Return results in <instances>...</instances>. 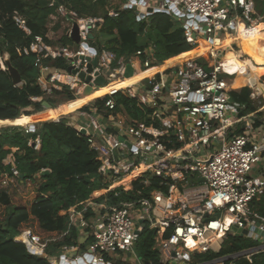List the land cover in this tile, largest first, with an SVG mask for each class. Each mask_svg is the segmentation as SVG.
Here are the masks:
<instances>
[{
    "label": "built area",
    "instance_id": "obj_1",
    "mask_svg": "<svg viewBox=\"0 0 264 264\" xmlns=\"http://www.w3.org/2000/svg\"><path fill=\"white\" fill-rule=\"evenodd\" d=\"M130 3L141 4L140 0H129L126 5ZM263 4L264 0H165L161 7L164 12L187 17L186 36L193 44L199 33L208 42L210 49L202 56L211 57L212 62L207 63L209 70L199 62L202 56L173 62L171 58L164 64H155L153 45L145 58L143 50L133 56L117 57L114 51L90 43V34L102 18L79 17L60 6L49 18L47 37L53 40L49 25L69 21L70 17L79 25L81 39L74 42L79 47L71 50L69 45L50 44L36 36L29 47L18 51L36 54L38 82L48 95L67 86L78 97L86 96L109 86L107 93L96 97H108L104 108L79 107L74 112L82 121L70 120L79 132L85 131L90 147L101 159L99 172L103 182L109 183L102 194L130 187L132 181L147 174L159 178L160 185L168 188L154 189L150 197L113 206L92 200L73 205L68 210L70 221L66 231L46 234L23 226L14 240L24 243L30 252L46 258L50 264H78L87 252L91 258L85 264H146L136 245L148 224L156 229L161 264H196V255L219 252L225 238L236 235L231 231L233 225L249 229L248 236L253 239L258 234L264 237V216L252 208L253 201L264 195V172L256 173L264 158V125L255 126L257 114L264 112V95L251 88V101L258 102V106L255 111L246 112L229 94L227 78L236 74L220 59L226 53V47H221L225 36L257 27L264 21V16H256ZM109 15L116 17L118 12L111 9ZM14 18L20 28L30 33L20 15ZM189 20L192 22L188 23ZM228 47L237 52L238 58L245 57L241 47ZM60 57L68 60V67L72 65L73 69L44 64L47 59ZM126 58L133 67L132 76L159 69L126 87L113 88L112 84L132 77L126 76ZM95 59L97 63L91 67ZM0 62L5 69L4 62ZM101 77L104 85L97 83ZM88 89L90 94H86ZM121 92L152 112L142 119L114 112L115 95ZM30 131L33 129L26 127V132ZM29 144L37 151L41 149L39 137ZM202 155L206 157L201 158ZM7 163L12 166V174L1 180L3 187L11 186L20 177L14 158ZM89 210L95 213L91 222L86 217ZM72 228L86 241V248L64 245L60 256L50 255L48 245L68 235ZM77 248L79 252L74 258L66 256ZM252 250L264 251V238L250 250L223 256L227 259L225 264H240L245 253ZM249 263H253L252 259Z\"/></svg>",
    "mask_w": 264,
    "mask_h": 264
},
{
    "label": "trees",
    "instance_id": "obj_2",
    "mask_svg": "<svg viewBox=\"0 0 264 264\" xmlns=\"http://www.w3.org/2000/svg\"><path fill=\"white\" fill-rule=\"evenodd\" d=\"M115 1L120 0H0V57L7 54L22 78L21 84H14L7 66L4 64L3 69L0 62V127L14 123L23 125L40 112V121L35 124L33 131L27 133L23 126L0 130V183L6 174H12V166L6 159L13 153L14 165L20 173L17 182L24 186H28L29 183L37 186L36 197L30 205L5 207L4 218L0 220V264H50L46 258L30 252L24 243L14 240L23 226H32L31 220L38 222L39 231L43 233H62L69 227L68 210L73 205H81L82 202L92 200L113 206L150 197L154 189L161 188L166 191L168 188L167 185H160L159 178L147 174L132 181L130 187H118L102 194V190L109 183L103 182V176L99 172L101 159L90 147L87 136L79 132L68 118L55 121L47 120L43 116L44 101L52 108H57L59 104L76 100L81 96L78 97L67 86L63 90L54 89L52 94L48 95L38 82L40 71L35 66L36 54L25 55L18 51L29 47L36 36H42L47 43H55L47 37L48 23L50 16L55 14L60 6L68 12H76L79 17L102 18L103 21L96 26L98 35L92 33L90 43L112 50L120 58L133 56L138 50L145 51L143 54L145 58L150 46L153 45L154 63L164 64L175 56L189 54V51L196 47L187 38L182 23L167 12L161 11L138 19L135 9L114 6ZM111 9H115L118 16L109 15ZM16 14L25 20L30 33L19 27L14 18ZM262 39L264 40V33L255 32L253 41L256 50L264 46V43L259 41ZM58 43L72 45L74 41L65 34ZM196 53L200 52H194L192 55ZM205 60L206 58L202 57L199 62L209 70ZM44 64L68 68V60L62 57L47 59ZM244 85L246 83L236 75L233 87ZM250 91L251 89L246 86L239 92H231L233 100L244 106L246 112L257 109L250 100ZM40 96L44 97L42 101L32 99ZM106 99L96 98L82 109L89 110L91 106L102 109ZM115 99L114 112L122 111L137 119L145 118L147 113L152 112V109L145 110L139 107L137 99L130 98L123 92L115 95ZM262 120V113H258L255 126H263ZM241 131L242 129L239 133ZM38 137L41 139L39 151L29 144ZM252 208L264 216V195L253 201ZM86 217L89 222L93 221L94 211L89 210ZM155 237L156 229L146 224L136 248L144 261L161 264ZM64 245H79L85 248L84 244H80L79 232L75 228H72L65 237L51 242L47 251L50 255H59ZM255 246H258V241L246 235L229 234L217 255H229ZM239 263L250 264L248 261ZM251 264H264V251L254 254Z\"/></svg>",
    "mask_w": 264,
    "mask_h": 264
},
{
    "label": "crops",
    "instance_id": "obj_3",
    "mask_svg": "<svg viewBox=\"0 0 264 264\" xmlns=\"http://www.w3.org/2000/svg\"><path fill=\"white\" fill-rule=\"evenodd\" d=\"M149 1V0H148ZM148 5H151V6H153V7H156V5L157 4H150V3H148ZM262 23H264V22H262ZM261 23V24H262ZM260 24V25H261ZM257 26V27H254L253 29H255V28H258L257 30H255L254 31V34H255V32H257V31H260V30H262V31H260V32H262V33H264V25H262V26ZM260 29V30H259ZM245 32V33H244ZM93 33V32H92ZM242 33H244V36H245V34H246V30L245 31H243V32H238V33H232L231 35H229V36H225V38H224V42L229 38V39H231V42L229 43V45H232V47H233V49H237L238 47H241V45H240V41L244 38V36L243 37H241L242 36ZM198 38H199V36H197V39H196V41L198 40ZM202 39H204V38H202ZM260 41V43H264V40L262 39V40H259ZM204 43L202 42V41H197L196 42V44H195V48L193 49V50H191V51H189V52H185V53H189V54H187V55H184V56H181V57H179V56H175V57H173L171 60H172V62L173 61H175V60H177L178 58L179 59H183V58H189V57H199V56H202V55H204V53H206L207 52V48H208V45L207 46H204L203 45ZM255 47V46H254ZM264 47V46H263ZM261 49V48H260ZM194 52H200V53H196V54H194V55H192V53H194ZM184 54V53H183ZM182 55V54H181ZM202 57H204V56H202ZM202 57H200V58H202ZM199 58V59H200ZM198 59V60H199ZM206 62V61H205ZM206 63H208V62H206ZM147 72V71H146ZM144 73V74H143ZM145 75V72H142V73H139V75H134V76H132V77H130L128 80L130 81V80H134V78H136L137 80L138 79H142L143 77H145L144 76ZM241 75H242V73H240L238 76L240 77V79H241ZM236 77V76H235ZM242 80V79H241ZM243 82H245V83H248L246 80H242ZM113 85H111V87H112ZM249 87L250 89H251V87L249 86V85H244V87ZM113 88H116V87H114L113 86ZM108 90H109V86H107V87H105V88H103L102 90H100V91H97V92H95V93H93V94H91V95H86V96H81V97H79L78 99H76V100H73V101H68V102H66V103H62V104H59V106L57 107V108H45V114H43V116L47 119V120H50V119H52V120H55V119H57V118H60V119H63V118H68L69 120H71V121H76V120H78V122H81L82 121V119L81 118H79L78 117V112H74L77 108H79V107H83V106H85V105H87L89 102H91V101H93L92 99L94 98V97H98V96H101V95H103V94H105V93H107L108 92ZM252 91H253V89H251V91H250V100H251V93H252ZM262 98V97H261ZM263 100V99H262ZM80 102V103H79ZM252 103H253V105H255L256 104V101H252ZM255 103V104H254ZM66 109V110H65ZM68 110V111H67ZM53 112H55L54 114H53ZM48 113V114H47ZM39 115H40V112H38V113H36L35 114V117H33V118H31L29 121H27L25 124H18V123H14V124H10V125H3V126H1L0 127V130L1 129H3V128H7V127H12V126H23V127H29V125L31 124V123H34V124H36L37 122H39L40 121V119H39ZM9 120H12V119H9ZM14 154L13 153H11V154H9L8 155V157H7V159H6V162H8V160H12V158L14 157L13 156ZM256 168H258L257 170H256V173H259V174H262L263 172H264V158H263V160L257 165V167ZM15 182L11 185V186H9V187H7L9 190L10 189H12V190H14L13 189V187L15 188V189H17L16 187H15ZM32 184L31 183H29L28 184V186H31ZM2 186V185H1ZM3 187V186H2ZM4 188V187H3ZM7 188H6V191H7ZM8 192V194H9V197H10V192L9 191H7ZM35 197H36V195H35ZM11 200V199H10ZM1 205H3L2 203H1ZM4 207H6V206H8V205H3ZM144 222V221H143ZM35 223L37 224V225H35V226H30V227H34V228H36V229H38L39 230V226H38V222L37 221H35ZM25 226H29V225H25ZM246 236H248V235H246ZM257 237H255V241H258V245H260L262 242H263V236L262 235H260V234H258V235H256ZM249 238H251L250 236H248ZM251 239H253V238H251ZM84 240V239H83ZM85 241V240H84ZM84 243H86V241L84 242ZM83 243V244H84ZM85 245V244H84ZM85 248H86V246H85ZM85 248H82L81 247V249H85ZM254 248V247H253ZM250 249H252V248H250ZM249 249V250H250ZM138 252V251H137ZM217 253L218 252H214V251H212V252H209V253H204V254H199V255H196L195 257H194V260H193V262L194 263H196V264H200V263H204V264H225L226 262H227V259H225V258H223V256H219V255H217ZM259 253V252H258ZM214 254H215V256H214ZM254 254H257L255 251H249V252H247V253H245V257H243V258H241V260H240V262L241 261H248L249 262V259H252V262H253V255ZM210 255V257H207V256H209ZM230 255V254H229ZM58 256H60V254L58 255ZM224 256H226V255H224ZM248 256H250V257H248ZM207 257V258H206ZM145 263H146V261H145ZM150 264V263H149Z\"/></svg>",
    "mask_w": 264,
    "mask_h": 264
},
{
    "label": "rangeland",
    "instance_id": "obj_4",
    "mask_svg": "<svg viewBox=\"0 0 264 264\" xmlns=\"http://www.w3.org/2000/svg\"><path fill=\"white\" fill-rule=\"evenodd\" d=\"M127 1L128 0L115 1L114 2L115 3L114 6L121 5V6L125 7V5L127 4ZM164 2H165V0H149L148 1V3H150V4H157L156 7H160V8L162 6H164ZM171 16L176 21L181 22L183 26L186 25L187 17L185 15L183 16V15H180V14L178 15V14L175 13L174 15L171 14ZM256 16H258V17L259 16H264V4H263L262 7L259 6V11L256 13ZM261 25H264V23H262ZM56 27H58V28H56ZM70 27H71L70 21H66V20H64L63 23L49 25V28H50L49 36L55 42L54 44H56L58 42V40L61 37H63L68 32ZM244 33H242L241 37L244 36ZM93 34L95 36L98 35V29L97 28H94ZM198 35H199V38H198L197 41L198 42L202 41L204 43L203 45L207 46L208 42L206 41V39H202V37H201V36H203L202 33L201 34L199 33ZM59 44H61V43H59ZM69 46H70L71 50H75V49H77L79 47L76 43H73L72 45H69ZM204 58H206V60H205L206 62H208V63L212 62V59H211V57L209 55H205ZM4 59H5V57H0V60L2 62H4ZM4 68H5V66H4ZM253 70L256 73V75L259 77V80L264 82V66L262 67V66L258 65L256 62H254L253 63ZM235 78H236L235 76H230V77L227 78V80L229 81V84H230L229 94H230L231 98H232V95H231L232 91L239 92V91H241L244 88V86L243 87H233V82H234ZM94 98H96V97H94ZM255 106L256 107L258 106V102H256ZM262 116H264V112H262ZM200 157L201 158H205L206 155H202ZM34 182H35V180H33V183ZM14 185H15V187L17 189H15L13 187L14 190H12V189L9 190L7 188V191L10 192V199H11V203L9 205H30L32 200L35 198V195H36L35 189H36L37 186L35 184H32L31 186H24L23 184L21 185L17 181H15ZM3 190H6V189H4L1 186V183H0V191H3ZM4 214H5V207L0 204V220L4 218ZM30 222H31L32 226L37 225L35 223V220H31ZM123 257H125V256H123ZM128 260L130 262L132 261V259H128Z\"/></svg>",
    "mask_w": 264,
    "mask_h": 264
},
{
    "label": "water",
    "instance_id": "obj_5",
    "mask_svg": "<svg viewBox=\"0 0 264 264\" xmlns=\"http://www.w3.org/2000/svg\"><path fill=\"white\" fill-rule=\"evenodd\" d=\"M140 3L141 4H139V5L136 4V3H130L129 5H125V7H131V8H133V9L136 10V12L138 14V19L144 18L146 16H149V15L154 14V13H157V12L164 11V9H162L160 7L147 6L145 0H140ZM188 17H190V15H188ZM68 20L71 23V28L68 31V35L70 36V38L74 42L79 43L80 42V39H81L79 25H78V23L73 18L68 17ZM191 22H192L191 20L188 21V23H191ZM92 37H93V34L91 33L90 34V38H92ZM192 38L193 39L196 38V33H193ZM87 46L88 45L85 43L84 44V47L87 48ZM92 51L95 52V49H92ZM126 62L128 64L126 76H132V74H133V67L129 63V58H126ZM96 63L97 62H96V59H95L93 61V63L91 64V67H92V65H95ZM4 64L7 66V70L9 71V73H10V75L12 77V80H13L14 84H16V85L21 84L22 83L21 75H20L19 71L12 65V63L10 61V58H9V56L7 54L5 55ZM68 69L69 70H72L73 69V66L70 65L68 67ZM81 77L82 78L84 77V73H81ZM248 77L250 78V80L248 82V85L251 88H255L262 95H264V82L263 81H260V80L257 81V79H255L254 77H251V76H248ZM97 83L100 84V85H104L105 84V80L101 77V78H99L97 80ZM90 92H91L90 89H88L86 91V94H90ZM43 106L45 108H51V105L47 101H44L43 102ZM241 115H242V113H241ZM29 127L31 129L35 130V124L34 123H31L29 125ZM81 133L82 134H85V131L83 130ZM0 203H2L3 205H9L11 203L9 194H8V192L6 190H4V191L1 192V195H0ZM141 223H143V221H141ZM231 231L234 232V233H236V235H241V236H244V235H248L249 234V229H247V228H240V227H238L236 225H233L231 227ZM84 242L85 241L83 239H80V243L81 244H83ZM78 252H79V248L67 252L66 253V256L69 257V258H74L77 255ZM128 254H130V253H128ZM90 258H91L90 257V253L87 252L86 254H84V257H81L78 260V264H85V260L86 259L89 260ZM146 264H149V262L146 261Z\"/></svg>",
    "mask_w": 264,
    "mask_h": 264
},
{
    "label": "bare ground",
    "instance_id": "obj_6",
    "mask_svg": "<svg viewBox=\"0 0 264 264\" xmlns=\"http://www.w3.org/2000/svg\"><path fill=\"white\" fill-rule=\"evenodd\" d=\"M142 8V7H141ZM262 26V25H261ZM258 28H251L246 30V34L244 38L240 41L241 45V52L245 54V57L243 59H240L237 57V52L233 51L230 47H228L229 43L231 42V39H227L225 42L223 41V44L221 43V47L225 46L226 48H223L226 53L225 55L220 56L221 61L225 62V67L231 72L236 75H241L242 80H246L249 82L250 78L248 76L254 77L259 81V77L256 75V73L253 70V63L256 62L260 66H264V47L261 49L256 50L254 47V31ZM260 30V29H259ZM262 31V30H260ZM264 31V30H263ZM220 41H217V43ZM210 49V46L208 45L207 51ZM159 68H153L147 72H145L144 76L150 75L154 71L158 70ZM144 74V73H143ZM139 75V74H136ZM129 79V78H128ZM123 80L121 82L112 84L114 87H126L127 85H130L140 79L134 78V80ZM80 103V102H79ZM66 110V109H65ZM68 111V110H67ZM55 112H53L54 114ZM48 114V113H47Z\"/></svg>",
    "mask_w": 264,
    "mask_h": 264
}]
</instances>
